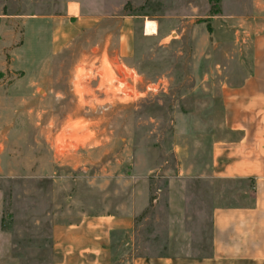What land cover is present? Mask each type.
I'll return each instance as SVG.
<instances>
[{"label":"rangeland","instance_id":"rangeland-1","mask_svg":"<svg viewBox=\"0 0 264 264\" xmlns=\"http://www.w3.org/2000/svg\"><path fill=\"white\" fill-rule=\"evenodd\" d=\"M246 2L27 0L24 41L12 68L5 55L0 66V264H53L54 221L121 212L132 201L145 250L155 227L147 214L168 211V197L152 209L147 183L153 188L159 168L174 166L173 121L194 129L184 121L210 106L194 90L211 85L198 77L211 69L210 22ZM50 15H82V31L56 53L60 21ZM147 20L159 24L156 32ZM188 184L183 211L198 234L209 228L212 206L208 192L197 199Z\"/></svg>","mask_w":264,"mask_h":264},{"label":"crops","instance_id":"crops-1","mask_svg":"<svg viewBox=\"0 0 264 264\" xmlns=\"http://www.w3.org/2000/svg\"><path fill=\"white\" fill-rule=\"evenodd\" d=\"M246 1L210 22L212 52L206 57L211 69L198 72V77L201 82L210 79L211 85L194 88L201 99L210 96V106L198 111L195 120L184 121L194 129H179L173 121L174 166L159 168L163 175H155L154 189L147 183L152 209H160L168 197V211L147 214L155 227L147 231L145 250L138 204L132 201L121 212L82 213L54 221L53 264H264V0ZM73 7L72 13L77 10ZM81 16L73 21L47 16L60 21L51 37L53 43L58 41L55 53L82 31ZM26 19L27 0H0V66L5 55L12 68L11 53L24 41ZM124 21L121 45L128 48ZM147 21L146 30L156 32L159 24ZM84 23L89 25L87 19ZM188 181L194 183L195 198L202 197V191L209 193L207 204L212 206L209 228L198 234L183 211L190 198L185 193ZM171 198L181 203L171 204Z\"/></svg>","mask_w":264,"mask_h":264},{"label":"bare ground","instance_id":"bare-ground-1","mask_svg":"<svg viewBox=\"0 0 264 264\" xmlns=\"http://www.w3.org/2000/svg\"><path fill=\"white\" fill-rule=\"evenodd\" d=\"M149 24H150V22H149V21H147V23H146L147 27H149V26H150ZM148 25H149V26H148ZM152 25H153V24H152ZM150 29H151V28H150ZM150 29H148V28H147V30H150ZM153 29H154V28H153Z\"/></svg>","mask_w":264,"mask_h":264}]
</instances>
